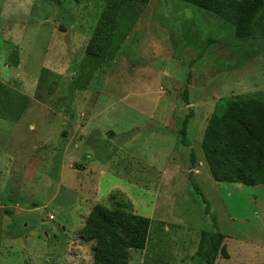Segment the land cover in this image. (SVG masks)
<instances>
[{
  "label": "rangeland",
  "instance_id": "374dc122",
  "mask_svg": "<svg viewBox=\"0 0 264 264\" xmlns=\"http://www.w3.org/2000/svg\"><path fill=\"white\" fill-rule=\"evenodd\" d=\"M110 13L116 27L97 33ZM106 33L96 62L88 48ZM237 95L264 97V39L237 40L208 10L0 0V264H92L95 241L80 231L97 204L152 219L129 264H205L202 231L217 229L216 264H264V184L216 181L202 149L210 117Z\"/></svg>",
  "mask_w": 264,
  "mask_h": 264
},
{
  "label": "trees",
  "instance_id": "16d2710c",
  "mask_svg": "<svg viewBox=\"0 0 264 264\" xmlns=\"http://www.w3.org/2000/svg\"><path fill=\"white\" fill-rule=\"evenodd\" d=\"M79 3L82 0H74ZM109 1V0H105ZM184 3L208 10L234 28L239 41L261 37L264 39V0H181ZM110 13L109 24H100L97 33L105 28L116 27V14ZM108 32V31H107ZM96 33V34H97ZM106 33L92 39L88 55L103 56ZM104 39V40H102ZM12 52V65H19L17 49ZM89 56V57H90ZM92 58V59H93ZM188 87L184 98L188 102ZM194 113L189 112L183 121L180 133L186 136L188 124ZM202 149L212 176L218 182L241 183L248 186L264 184V97L237 95L229 98L222 110L212 114L208 121ZM192 161L196 158L192 152ZM193 186L208 203L202 188ZM8 212L16 218L14 209ZM152 219L134 212L110 209L102 204L93 207L80 231L83 240L95 241L92 264H129L127 246L145 249L149 241ZM225 235L220 231H202L196 256L205 264H216L224 250Z\"/></svg>",
  "mask_w": 264,
  "mask_h": 264
},
{
  "label": "crops",
  "instance_id": "0c3cea01",
  "mask_svg": "<svg viewBox=\"0 0 264 264\" xmlns=\"http://www.w3.org/2000/svg\"><path fill=\"white\" fill-rule=\"evenodd\" d=\"M83 228V227H82Z\"/></svg>",
  "mask_w": 264,
  "mask_h": 264
}]
</instances>
